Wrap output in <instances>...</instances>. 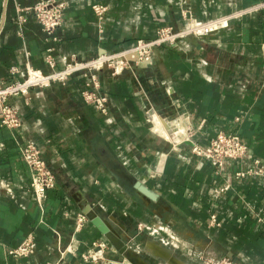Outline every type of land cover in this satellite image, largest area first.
<instances>
[{
    "label": "crops",
    "instance_id": "obj_1",
    "mask_svg": "<svg viewBox=\"0 0 264 264\" xmlns=\"http://www.w3.org/2000/svg\"><path fill=\"white\" fill-rule=\"evenodd\" d=\"M38 1L0 0V83L16 80L10 70L27 64L46 71L50 47L62 67L72 56L91 60L154 41L162 28L232 19L210 36L156 48L151 62L119 76L100 73L108 115L84 102L81 75L65 87L34 90L30 104L11 99L22 126H0V264L57 262V233L76 249L72 264H85L82 255L95 243L106 246L101 264H131L88 210L149 264H168L153 256L152 243L182 263L212 255L264 264V175L248 174L256 161L264 168V0H61L68 8L56 40L29 12L19 29L18 9ZM97 4L107 7L105 15L93 10ZM219 133H236L249 148L221 170L191 153V141L208 147ZM26 142L41 148L57 179L44 210L21 157ZM79 214L89 221L77 233ZM30 235L38 242L34 254L11 257Z\"/></svg>",
    "mask_w": 264,
    "mask_h": 264
},
{
    "label": "built area",
    "instance_id": "obj_2",
    "mask_svg": "<svg viewBox=\"0 0 264 264\" xmlns=\"http://www.w3.org/2000/svg\"><path fill=\"white\" fill-rule=\"evenodd\" d=\"M264 6V3L261 5ZM68 4L61 0H39L33 7L18 9L17 23L22 32L27 19L25 13L34 15L37 22L41 25L43 32L51 38L63 26L65 22L66 10ZM93 10L97 15L103 16L107 12V7L103 5H94ZM247 12L241 14L243 16ZM232 18H223L210 21L206 24L197 23L183 31H175L171 27L162 28L158 31L156 40L150 42L139 41L133 47L109 55L99 56L91 60H82L78 56L67 58L60 67L58 60L54 55L53 48H47L45 60L47 70L35 69L30 64L25 66L24 70L12 68V76H17L16 80L0 83V126L10 131H16L22 126V120L19 112L11 104V99L24 97L26 102H32V92L37 89H48L55 85L67 86L69 81L81 75L85 80L81 96L85 103L92 105L103 115L109 114V98L101 92L99 75L105 71H111L113 76L121 75L131 65H141L151 62L154 58L155 49L165 45L176 46L180 40L189 37L204 38L229 26ZM181 141L175 139L174 147H178ZM249 152L248 146L236 133H219L211 140L208 147L201 146L191 141L192 155L208 160L214 167L223 169L227 160H242ZM20 153L31 176V190L34 202L41 210L45 209V204L49 193L57 186V179L46 161L43 151L34 142H26L20 147ZM251 175H264V168L259 161H256V169L248 172ZM245 173L238 176L245 177ZM229 186L221 189V193H226ZM88 218L84 214L78 215L76 232H80L88 224ZM217 222V217L213 216L212 223ZM162 231V229H160ZM153 235L159 234V230H152ZM55 248L59 253V260L48 264H72L77 257L76 249L69 245L64 247L60 235L56 234ZM165 246L177 247L178 242L174 240H162ZM38 248V242L33 235L28 236L17 248L11 250L9 255L17 259H26L34 254ZM106 246L95 243L92 253L82 255L85 264H101L105 261L104 250ZM227 264H237L233 260L224 259Z\"/></svg>",
    "mask_w": 264,
    "mask_h": 264
},
{
    "label": "water",
    "instance_id": "obj_3",
    "mask_svg": "<svg viewBox=\"0 0 264 264\" xmlns=\"http://www.w3.org/2000/svg\"><path fill=\"white\" fill-rule=\"evenodd\" d=\"M137 188L146 194H149L147 190L138 183ZM87 215H89L92 219L93 224L108 238L111 244L116 248V250L124 256L126 260H128L131 264H149L143 258L138 256L133 250L128 248L117 236H115L109 230L107 224L104 220L97 216L91 215V210L87 211ZM150 249L153 256L159 260L167 262L168 264H183L181 261L177 260L174 257L172 251L166 247L158 245L156 243L150 244Z\"/></svg>",
    "mask_w": 264,
    "mask_h": 264
},
{
    "label": "rangeland",
    "instance_id": "obj_4",
    "mask_svg": "<svg viewBox=\"0 0 264 264\" xmlns=\"http://www.w3.org/2000/svg\"><path fill=\"white\" fill-rule=\"evenodd\" d=\"M184 263L185 264H227V262L223 261V258L212 256V255H206V256L197 258L195 260H191V261L187 260Z\"/></svg>",
    "mask_w": 264,
    "mask_h": 264
},
{
    "label": "bare ground",
    "instance_id": "obj_5",
    "mask_svg": "<svg viewBox=\"0 0 264 264\" xmlns=\"http://www.w3.org/2000/svg\"><path fill=\"white\" fill-rule=\"evenodd\" d=\"M157 119V118H156ZM175 133V132H174ZM178 135V134H177ZM173 137V136H172ZM173 138H175V136L173 137Z\"/></svg>",
    "mask_w": 264,
    "mask_h": 264
}]
</instances>
